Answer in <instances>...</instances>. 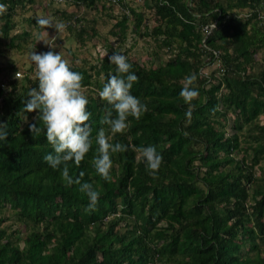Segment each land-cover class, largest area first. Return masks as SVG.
<instances>
[{"label": "trees", "instance_id": "obj_1", "mask_svg": "<svg viewBox=\"0 0 264 264\" xmlns=\"http://www.w3.org/2000/svg\"><path fill=\"white\" fill-rule=\"evenodd\" d=\"M33 2L0 0L8 6L0 42L9 38L17 8ZM73 2L93 7L97 0ZM263 3L147 0L158 25L145 35L169 61L145 69L128 57L138 76L132 94L148 111L113 137L129 146L113 155V180L96 173L95 144L79 167L70 163L71 175L84 172L82 182L101 193L91 212L79 186H66L61 171L45 162L53 151L45 133L29 131L37 113L24 108L38 80L26 75L6 89L0 64V123L8 125V139L0 142V264H264V63L255 59ZM132 12L138 31L144 15ZM62 15L70 28L80 25L75 14ZM29 22L42 30L37 18ZM128 22L126 15L116 24L123 41ZM28 37H10V46L21 49ZM102 63L104 84L116 67L107 57ZM71 67L86 89L92 86L86 68ZM192 74L199 97L189 120L180 91ZM103 84L87 95L93 136L106 128L100 120L108 105L98 96ZM141 146H156L163 155L155 177L137 158L134 149Z\"/></svg>", "mask_w": 264, "mask_h": 264}, {"label": "clouds", "instance_id": "obj_2", "mask_svg": "<svg viewBox=\"0 0 264 264\" xmlns=\"http://www.w3.org/2000/svg\"><path fill=\"white\" fill-rule=\"evenodd\" d=\"M7 8L6 4L0 3V17L7 14ZM37 24L45 30L41 32V41L53 50L43 53L33 51L30 54L39 87L31 88L27 94L30 99L26 102L24 111L37 113L35 122L29 125V131L33 137L45 133L46 140L53 150L44 156L45 162L53 170L61 171L66 186L78 185L79 191L88 198L86 211H95L101 193L92 183L82 182L84 172L81 171L79 176L71 175L70 163L79 167L92 152L95 144L96 155L91 163L102 180L111 182L113 155L129 150L128 145L113 142V137L126 134L131 126L130 118L140 120L148 108L132 94L134 85L138 83V76L132 71L133 66L128 57L118 51L111 55L102 53L110 64L115 65L116 74L110 75L98 91L99 98L108 105L100 120V124L106 128L101 127L93 136V126L90 122L92 114L88 111L89 98L83 84L84 76L72 69L62 52L54 50V44L43 40L45 35H49L47 29L55 28L60 35L66 31L68 24L43 17L37 18ZM213 27H216L215 24ZM19 77L20 72H17L16 78ZM196 80L195 74L185 77L180 91V97L188 106L185 116L189 120L195 107L193 102L199 97V91L194 87ZM7 128V123H0V142L7 141ZM134 150L138 153L137 158L145 162L149 175L155 177L164 163L163 155L156 146H141Z\"/></svg>", "mask_w": 264, "mask_h": 264}, {"label": "rangeland", "instance_id": "obj_3", "mask_svg": "<svg viewBox=\"0 0 264 264\" xmlns=\"http://www.w3.org/2000/svg\"><path fill=\"white\" fill-rule=\"evenodd\" d=\"M79 3L75 4L73 0H34L31 4L27 3L25 9L17 8L11 24L10 36L7 39H1L0 42V64L3 69V85L6 86V89L12 80H18L23 84L26 75H31L30 77L33 79L36 78L35 65L30 60V54L33 51L43 53L53 50L41 41V32L45 30H40L37 26L32 25L29 22L32 17L50 18L54 22L64 21L68 24L66 31L60 35L55 28L47 29L49 35H45L43 40L54 44L56 46L54 50L62 52L71 66L86 68L93 75V84L86 89V95H93L97 91L98 85L104 82L102 61L105 56L102 53L111 55L116 51L121 52L145 69L157 68L168 63L169 57L164 48L160 47L159 42L153 36L145 35L146 32H151V29L158 25L154 12L145 6L147 0H121L118 2L97 0L93 7L81 4L82 2ZM132 11L144 15L138 31H136L137 16ZM62 13L75 14L81 19L80 25L76 23V27L70 28L71 21L65 19ZM261 13L262 18L258 28L259 35L262 37V47L255 50L257 53L255 59L263 67L264 5ZM126 15L129 16V22L126 39L123 41L122 36L115 35L114 32L118 30L117 22ZM246 16L245 13H242L240 17L245 19ZM82 29L83 33L80 32ZM24 32H28L29 37L22 44V48L11 47L10 37ZM53 38L55 40H52ZM13 68H16L17 71L15 72ZM254 71H258V67L254 68ZM17 72H20L19 79L16 78Z\"/></svg>", "mask_w": 264, "mask_h": 264}, {"label": "built area", "instance_id": "obj_4", "mask_svg": "<svg viewBox=\"0 0 264 264\" xmlns=\"http://www.w3.org/2000/svg\"><path fill=\"white\" fill-rule=\"evenodd\" d=\"M61 1H62V0H61ZM118 1H119V0H113V2H118ZM74 24H76L75 21H74ZM209 29H210V30L214 29L213 25H212L210 28L206 27V30H209Z\"/></svg>", "mask_w": 264, "mask_h": 264}]
</instances>
